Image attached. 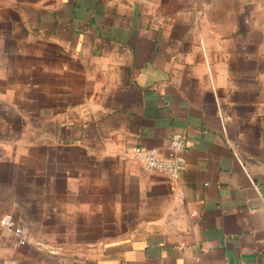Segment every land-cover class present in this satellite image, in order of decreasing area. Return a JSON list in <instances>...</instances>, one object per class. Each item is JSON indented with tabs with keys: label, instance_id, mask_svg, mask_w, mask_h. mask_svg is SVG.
<instances>
[{
	"label": "crops",
	"instance_id": "crops-1",
	"mask_svg": "<svg viewBox=\"0 0 264 264\" xmlns=\"http://www.w3.org/2000/svg\"><path fill=\"white\" fill-rule=\"evenodd\" d=\"M5 214L0 264H264V0H0Z\"/></svg>",
	"mask_w": 264,
	"mask_h": 264
},
{
	"label": "built area",
	"instance_id": "built-area-1",
	"mask_svg": "<svg viewBox=\"0 0 264 264\" xmlns=\"http://www.w3.org/2000/svg\"><path fill=\"white\" fill-rule=\"evenodd\" d=\"M169 155L162 154L157 148L137 145L133 157L148 172H156L170 180L179 178L186 167L187 138L181 132L171 134L168 142ZM0 228L11 231L19 243L28 239L29 228L18 223L11 214L0 216Z\"/></svg>",
	"mask_w": 264,
	"mask_h": 264
}]
</instances>
